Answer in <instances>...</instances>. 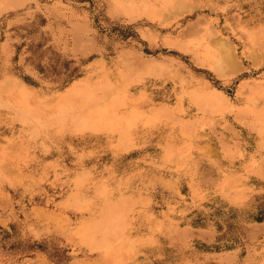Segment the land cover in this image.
I'll use <instances>...</instances> for the list:
<instances>
[{
	"label": "rangeland",
	"instance_id": "1",
	"mask_svg": "<svg viewBox=\"0 0 264 264\" xmlns=\"http://www.w3.org/2000/svg\"><path fill=\"white\" fill-rule=\"evenodd\" d=\"M247 35L264 0H0V264H264Z\"/></svg>",
	"mask_w": 264,
	"mask_h": 264
},
{
	"label": "bare ground",
	"instance_id": "2",
	"mask_svg": "<svg viewBox=\"0 0 264 264\" xmlns=\"http://www.w3.org/2000/svg\"><path fill=\"white\" fill-rule=\"evenodd\" d=\"M247 41L250 45L256 46L255 51H260L264 53V35L250 36L247 35Z\"/></svg>",
	"mask_w": 264,
	"mask_h": 264
}]
</instances>
